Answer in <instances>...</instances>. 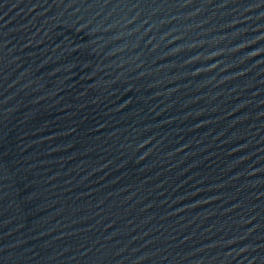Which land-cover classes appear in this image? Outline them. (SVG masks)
Here are the masks:
<instances>
[{
    "label": "water",
    "instance_id": "1",
    "mask_svg": "<svg viewBox=\"0 0 264 264\" xmlns=\"http://www.w3.org/2000/svg\"><path fill=\"white\" fill-rule=\"evenodd\" d=\"M0 264H264V0H0Z\"/></svg>",
    "mask_w": 264,
    "mask_h": 264
}]
</instances>
